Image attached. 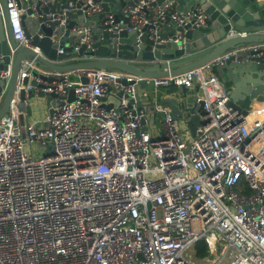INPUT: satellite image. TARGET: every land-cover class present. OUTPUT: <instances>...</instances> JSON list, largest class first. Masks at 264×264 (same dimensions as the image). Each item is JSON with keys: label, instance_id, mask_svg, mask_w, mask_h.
Masks as SVG:
<instances>
[{"label": "built area", "instance_id": "obj_1", "mask_svg": "<svg viewBox=\"0 0 264 264\" xmlns=\"http://www.w3.org/2000/svg\"><path fill=\"white\" fill-rule=\"evenodd\" d=\"M80 1L87 17L102 10L95 0ZM153 1L124 10L140 34L168 12L191 27L208 18L199 6L182 14L171 3L146 7L148 17L142 8ZM6 8L13 41L37 51L24 35L16 1L6 0ZM241 51H253L249 58L264 65V42L164 78L108 69L56 73L40 69L35 58L23 60L8 118L0 121V264H197L209 261L195 258L199 242L214 256L211 264H264V99L244 116L230 110L214 73ZM34 70L55 79L42 83L44 93L63 98L40 125L23 110L31 100L21 80ZM9 77V67L0 72L1 80ZM140 81L145 88L136 87ZM169 87L196 90L205 113L194 137L159 102L160 90ZM136 96L153 101L160 129H148L146 105L129 104Z\"/></svg>", "mask_w": 264, "mask_h": 264}, {"label": "water", "instance_id": "obj_2", "mask_svg": "<svg viewBox=\"0 0 264 264\" xmlns=\"http://www.w3.org/2000/svg\"><path fill=\"white\" fill-rule=\"evenodd\" d=\"M15 1L22 12L20 19L24 35L37 51L18 46L13 41L6 0H0V72L10 69L9 79H0V94L3 95L0 121L8 118L20 66L27 58H35L40 69L56 73L108 69L139 78H164L204 66L230 49L264 42V0H154L142 8L148 17L151 12L146 7L163 8L171 3V10L182 14L199 6L208 18L202 26L191 27L192 22L179 25L168 12L163 22L150 21L144 25L141 34L133 29L130 14L124 12L141 0H95L102 10L91 17L84 13L87 6L80 0ZM108 14L112 16L111 20L106 18ZM78 29L87 33H77ZM83 39L85 42L80 44ZM252 54L253 51L238 52L214 69L228 94V108L243 116L264 99V65L258 59L249 58ZM70 58L74 60L72 63H62ZM53 81L52 77L35 70L30 78L21 80L22 86H29L26 93L29 100L35 98L34 88H39L36 97L45 100L48 114L55 105L63 104V98L53 101L54 94L41 90L46 87L43 82ZM118 81L124 86L134 84V81L125 79ZM80 82L85 84L86 80ZM145 86L143 81L136 84L139 89ZM24 95V90H20L21 99ZM120 95L116 93L117 97ZM195 95V89L190 93L185 87H169L164 92L160 90L158 95L159 102L168 105L172 118L184 125L192 137L204 123L201 116L205 113L202 103H195ZM73 99L72 91H69L66 101L72 102ZM101 101L105 98L102 97ZM129 104L135 105L137 110L142 109V104L146 105V114H150L153 125L158 126L151 99L136 96L135 100H129ZM23 110L27 111L26 108ZM213 258V255L208 256L209 261Z\"/></svg>", "mask_w": 264, "mask_h": 264}, {"label": "rangeland", "instance_id": "obj_3", "mask_svg": "<svg viewBox=\"0 0 264 264\" xmlns=\"http://www.w3.org/2000/svg\"><path fill=\"white\" fill-rule=\"evenodd\" d=\"M27 110V114L29 115V117H35L38 120H42V118H44V116L47 114L48 112V106L46 105L45 100L39 99V98H34L30 101L29 106L26 108ZM159 126V123H158ZM158 127H156L157 129ZM159 129V128H158ZM40 150H36L34 155L35 157H38L40 154ZM197 264H211L209 261L207 260H198L196 261Z\"/></svg>", "mask_w": 264, "mask_h": 264}, {"label": "crops", "instance_id": "obj_4", "mask_svg": "<svg viewBox=\"0 0 264 264\" xmlns=\"http://www.w3.org/2000/svg\"><path fill=\"white\" fill-rule=\"evenodd\" d=\"M68 63H70V61H66V64H68ZM166 89L167 88H162L161 89V91L162 92H164V91H166ZM194 88H190L189 89V91H190V93H192V90H193ZM107 102H110V103H114L115 102V99H112V98H108L107 100H106ZM143 107H145V105L143 104ZM26 120L27 121H30V122H33V123H35L36 125H40V123H42V121H43V119L45 118V116H44V118H42V120L40 119V120H38L37 118H33L32 116L31 117H29V115L27 114V111H26ZM147 127H148V129H156V127H158L159 128V126H155V125H153V123H152V118H151V115L150 114H148L147 115ZM180 126H181V129H187L184 125H182V124H180ZM157 128V129H158ZM160 129V128H159Z\"/></svg>", "mask_w": 264, "mask_h": 264}, {"label": "trees", "instance_id": "obj_5", "mask_svg": "<svg viewBox=\"0 0 264 264\" xmlns=\"http://www.w3.org/2000/svg\"><path fill=\"white\" fill-rule=\"evenodd\" d=\"M194 256L196 259H205L207 258V248L205 243L199 242L194 247Z\"/></svg>", "mask_w": 264, "mask_h": 264}]
</instances>
